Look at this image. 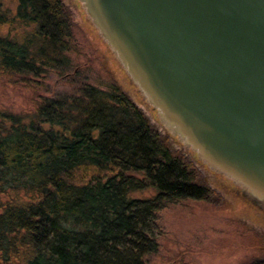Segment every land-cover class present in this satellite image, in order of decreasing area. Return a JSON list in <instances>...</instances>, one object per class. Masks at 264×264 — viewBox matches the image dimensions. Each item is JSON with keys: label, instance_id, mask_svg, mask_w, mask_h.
<instances>
[{"label": "trees", "instance_id": "1", "mask_svg": "<svg viewBox=\"0 0 264 264\" xmlns=\"http://www.w3.org/2000/svg\"><path fill=\"white\" fill-rule=\"evenodd\" d=\"M73 26L63 0H0V83L68 74ZM210 193L116 83L0 108V264H146L158 213Z\"/></svg>", "mask_w": 264, "mask_h": 264}, {"label": "water", "instance_id": "2", "mask_svg": "<svg viewBox=\"0 0 264 264\" xmlns=\"http://www.w3.org/2000/svg\"><path fill=\"white\" fill-rule=\"evenodd\" d=\"M77 1L164 129L264 215V0Z\"/></svg>", "mask_w": 264, "mask_h": 264}, {"label": "rangeland", "instance_id": "3", "mask_svg": "<svg viewBox=\"0 0 264 264\" xmlns=\"http://www.w3.org/2000/svg\"><path fill=\"white\" fill-rule=\"evenodd\" d=\"M74 27L80 53L73 56V69L66 75L52 73L34 87L0 83V108L16 115L32 114L43 98L72 94L88 83L107 89L114 83L141 107L154 130L171 151L193 170L196 180L211 189L202 201L169 203L158 213L162 235L159 252L146 264H250L264 261V215L248 207L226 179L211 172L196 154L186 149L159 123L107 46L85 19L77 0H63ZM153 191L134 193L147 197Z\"/></svg>", "mask_w": 264, "mask_h": 264}]
</instances>
